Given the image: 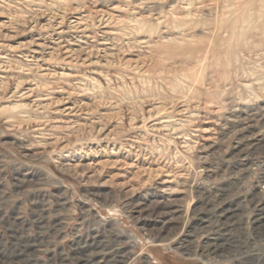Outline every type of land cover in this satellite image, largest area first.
<instances>
[{
    "label": "rangeland",
    "instance_id": "1",
    "mask_svg": "<svg viewBox=\"0 0 264 264\" xmlns=\"http://www.w3.org/2000/svg\"><path fill=\"white\" fill-rule=\"evenodd\" d=\"M260 169L264 0H0V264H264Z\"/></svg>",
    "mask_w": 264,
    "mask_h": 264
},
{
    "label": "bare ground",
    "instance_id": "2",
    "mask_svg": "<svg viewBox=\"0 0 264 264\" xmlns=\"http://www.w3.org/2000/svg\"><path fill=\"white\" fill-rule=\"evenodd\" d=\"M225 174V173H224ZM264 175V174H263ZM233 177V176H232ZM214 178V177H213ZM264 202V201H263ZM263 206H260V207H258L256 210L258 211V214H256V215H258L255 219H253L251 222H253L254 224H255V227L256 226H264V216H263ZM197 211H200V210H197ZM223 211V210H222ZM221 211V212H222ZM223 213V212H222ZM228 214L226 215L225 214V216H226V218L225 219H229V218H231L232 220H233V218H235L234 216H231V214H230V210H229V212H227ZM165 214V213H164ZM259 214H261V216L259 215ZM236 216V215H235ZM236 220H234V221H237V220H240V222H242V223H244L245 221H248L247 219H248V217L247 216H245L244 214H241L239 217H237V218H235ZM172 219L171 218H169V219H163L162 221H161V225H160V227H157L156 228V232H154V233H152L151 231L149 232V237L152 239V241H154L155 243H162L163 241H165V240H167V236L165 235V233L168 231V230H172V223L170 222ZM168 225V226H167ZM227 227V228H226ZM236 228H237V226H236ZM198 229H199V231H204V230H214V229H212V225H205V226H202V227H198ZM215 229H216V231H220L221 230V232L222 233H217V237L216 236H214V235H210L209 237H207L206 239H207V241L203 244V252L205 253L204 254V258H205V260H209V261H211V260H213V261H218V260H220L219 258L220 257H217V256H220V254L218 253V248L219 247H221L220 245H223V244H233V245H238V242H236V243H232V241H228V243H226V241L225 240H221V239H226V236H230V234H227L228 233V231L230 230V231H232V230H234L232 227H230V226H226V225H222L221 227L220 226H218V227H215ZM239 229H240V227H239ZM242 229V228H241ZM170 232V231H169ZM120 234H122V235H124V237H126L127 239H129L130 240V242H132V245H134V243H136V238L137 237H135V235H133V234H129L127 231H120L119 232ZM230 233V232H229ZM211 234H213V233H211ZM233 234V233H232ZM168 239H171V238H168ZM173 239V238H172ZM172 239H171V241H172ZM170 241V242H171ZM183 241V240H182ZM182 241H180V242H178L177 243V247L178 248H182V250L183 251H185V250H187L188 248L187 247H185L186 245L185 244H183V242ZM168 243V242H167ZM192 251V250H191ZM229 251V250H228ZM187 252V251H186ZM258 252V251H257ZM213 253H215L217 256H214L213 255ZM222 254V253H221ZM223 255V254H222ZM124 255H120V257H123ZM214 256V257H213ZM215 257H217V258H215ZM122 260H124L123 261V263L122 264H130V260H125V258L123 257L122 258ZM148 261V260H147ZM146 261V262H147ZM83 264H85V261L83 262ZM87 264V263H86ZM89 264V263H88ZM92 264H95V263H92Z\"/></svg>",
    "mask_w": 264,
    "mask_h": 264
},
{
    "label": "built area",
    "instance_id": "3",
    "mask_svg": "<svg viewBox=\"0 0 264 264\" xmlns=\"http://www.w3.org/2000/svg\"><path fill=\"white\" fill-rule=\"evenodd\" d=\"M253 169H255V168H253ZM263 174H264V169L262 171L260 169V172L256 173L255 176L254 175L252 176L253 178H250L249 180L247 179V181L250 183V185L249 186L247 185L248 191H247L246 196H244L245 200L247 198V200H249V202L250 201L254 202L255 205L257 204V207H259L260 206L259 204H262L264 201V175ZM212 186L213 185L210 181L209 182L206 181V184L201 183L197 187V189H195V192H198L199 194H201L202 201L204 199L207 203H211V201H212L211 197H212L213 192L212 193H210V192H211ZM204 190H207V191H204ZM208 191H210V192H208ZM198 200H199V198L196 197L195 201H198ZM258 202H260V203H258ZM198 207H200V206H197L196 208H198ZM199 209L200 208H198V210ZM206 225H208V224H206ZM230 227H232L234 230L231 232V234L228 238L231 237L232 243L240 242V241L235 239V238H237V236H240V235L236 234V229L234 228L233 225H230ZM189 254H191V253H189Z\"/></svg>",
    "mask_w": 264,
    "mask_h": 264
},
{
    "label": "trees",
    "instance_id": "4",
    "mask_svg": "<svg viewBox=\"0 0 264 264\" xmlns=\"http://www.w3.org/2000/svg\"><path fill=\"white\" fill-rule=\"evenodd\" d=\"M176 259H177V258H176ZM177 261H178V259H177ZM180 261H181V260L179 259V261H178V262H179L180 264H183V262H180Z\"/></svg>",
    "mask_w": 264,
    "mask_h": 264
}]
</instances>
